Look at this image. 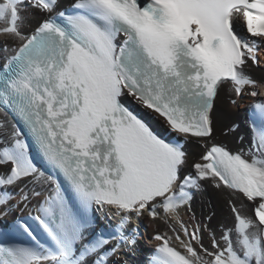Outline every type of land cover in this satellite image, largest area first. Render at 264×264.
<instances>
[{"label": "snow or ice", "instance_id": "snow-or-ice-1", "mask_svg": "<svg viewBox=\"0 0 264 264\" xmlns=\"http://www.w3.org/2000/svg\"><path fill=\"white\" fill-rule=\"evenodd\" d=\"M58 7L59 0H0V51L9 53L0 57V109L28 128L79 207L73 209L59 182L33 162L12 124L8 140L0 136L7 145L0 168L12 166L0 172V206L14 199L11 187L18 188V203L25 207L32 196L43 195L26 193L22 182L51 185L55 191L38 202L35 219L54 250L5 248L8 258L0 264H106L103 249L111 240H136L123 231L87 239L94 206L114 208L122 216L121 229L133 217L156 219L158 210L178 218L202 180L241 196L240 203L229 200L233 225L221 233L224 243L213 235L209 251L201 226L180 223L186 239H172L186 254L158 234L155 239L163 243L155 264H264V130L254 142L259 155L251 158L209 142L211 112L223 90L242 100L264 97L250 75L264 66V0H74L72 12ZM29 10L43 18L26 33ZM241 19L245 31L238 30ZM125 96L162 120L172 140L129 110ZM252 107L264 120V99ZM192 138H199L204 151L189 164L186 144ZM188 167L194 174L186 173ZM6 215L8 208L0 209V217Z\"/></svg>", "mask_w": 264, "mask_h": 264}, {"label": "bare ground", "instance_id": "bare-ground-1", "mask_svg": "<svg viewBox=\"0 0 264 264\" xmlns=\"http://www.w3.org/2000/svg\"><path fill=\"white\" fill-rule=\"evenodd\" d=\"M73 2L74 0H59L58 11L65 10ZM25 14L29 19L24 31L26 33H31L43 17L39 13L32 14V10H29ZM245 26L244 21L241 19L238 22V30L245 31ZM4 43V37L0 36V48H3ZM8 54L9 53L0 51V57ZM0 63H2V61H0ZM250 75L259 84L264 86V66L252 68L250 70ZM122 99L129 107L142 115L156 133L166 139L172 140L174 134L169 133L162 120L153 118L134 101L131 96H125ZM233 99L237 100L236 104L232 103ZM254 100L255 97H245L242 100L240 97H235L234 94L230 93L227 89L223 90L216 100L211 112L214 139L209 141L210 144H224L223 146H225L227 150L232 152L243 151L249 158L258 156L259 153L256 151L258 144L254 143L258 135L250 124L248 115L249 108H246L247 105L254 102ZM0 124L4 125V127H0V136H3L6 141L9 138L7 130L10 129L12 124H15L21 131L20 126L9 114L6 117L3 115L2 109H0ZM22 137L25 140L23 134ZM198 141L199 138H192L186 144L187 152L190 157L189 164H191L193 160L198 159L204 151V148ZM5 146L7 145L0 143V152L3 151ZM11 167L10 164L5 165L0 168V172L7 173L10 171ZM185 171L187 174L192 175L195 170L188 167ZM200 184V189L192 191V198L188 205L179 209L178 218L169 217L160 210H158L159 214L156 219H151L147 215L137 218L147 229V233L142 234L139 239H136L135 234H128L132 226H129V222H127L123 227L124 234L134 238L136 243L134 245H129L110 241L103 249L106 253V264H150L149 257L154 255L156 249H159L163 243V241L155 239V236L158 234L162 236L167 235L170 240V246L175 247L181 254H186V249L180 242L172 239V237L177 234L186 239L183 233L179 231L180 223L188 225L189 229L196 225L201 226L203 228L201 233L202 244L204 248H207L209 251H214L211 247V238L213 235L223 244L224 241L221 238V233L227 232L233 225V214L229 207V200L231 199L240 203L241 196L236 193H231V190L226 188H216L207 180L200 181ZM22 186H24L25 192L28 194H31L33 191H42L43 195L40 197L32 196L28 206L25 207L23 203H18L21 199L18 188L11 187L8 189V191L14 195V199L10 200L7 205L0 206V209L5 207L8 208V215L0 217V246L3 239L11 235L14 225L20 218L27 214L38 213V202H42L49 194V191H52L51 185L41 187L40 185L25 184L22 182ZM2 196L3 189H0V197ZM12 205L18 206L12 207ZM103 209H105V207ZM245 212L249 216L252 215L250 205L247 203L245 204ZM98 213L103 215V219L96 220V225L87 230L86 238L89 240H94L97 237L103 236L105 230H109L112 223L107 219V215L115 221L121 218V215L112 207H107L104 212L98 211ZM117 244L120 246L114 253L109 251L113 245ZM196 249L199 255L203 256L205 259L208 258L198 245H196ZM37 251L47 254L49 249L43 247Z\"/></svg>", "mask_w": 264, "mask_h": 264}, {"label": "rangeland", "instance_id": "rangeland-1", "mask_svg": "<svg viewBox=\"0 0 264 264\" xmlns=\"http://www.w3.org/2000/svg\"><path fill=\"white\" fill-rule=\"evenodd\" d=\"M253 104V102L249 103L246 108H250V106ZM215 145H224V144H215Z\"/></svg>", "mask_w": 264, "mask_h": 264}]
</instances>
